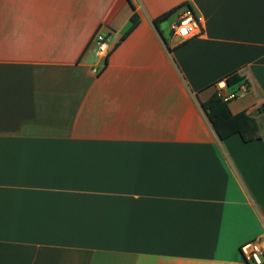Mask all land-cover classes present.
<instances>
[{
    "label": "crops",
    "instance_id": "crops-1",
    "mask_svg": "<svg viewBox=\"0 0 264 264\" xmlns=\"http://www.w3.org/2000/svg\"><path fill=\"white\" fill-rule=\"evenodd\" d=\"M232 73L255 125L220 139L201 103ZM263 106L264 0H0V264H246Z\"/></svg>",
    "mask_w": 264,
    "mask_h": 264
},
{
    "label": "built area",
    "instance_id": "built-area-1",
    "mask_svg": "<svg viewBox=\"0 0 264 264\" xmlns=\"http://www.w3.org/2000/svg\"><path fill=\"white\" fill-rule=\"evenodd\" d=\"M170 32L179 42L190 40L202 32L201 19L195 16L191 10L185 9L177 13L176 20L170 25ZM95 43L94 56L105 65L111 48L109 46L111 37L107 34L97 32L93 37ZM93 74L99 73L98 67L92 68ZM216 91L223 95V101L228 102L236 98L239 94L247 91L245 86L234 91H227L225 81L216 84ZM242 260L246 264H264V246L260 240L247 242L239 248Z\"/></svg>",
    "mask_w": 264,
    "mask_h": 264
},
{
    "label": "trees",
    "instance_id": "trees-1",
    "mask_svg": "<svg viewBox=\"0 0 264 264\" xmlns=\"http://www.w3.org/2000/svg\"><path fill=\"white\" fill-rule=\"evenodd\" d=\"M171 13L164 14L156 19L155 23L166 19ZM130 21L132 27L137 24L138 19L136 14L131 16ZM241 80L242 78L236 73L225 77L226 86L230 89H233ZM201 106L220 139H226L247 128H254L255 123L253 119L246 113L232 115L228 109V102H224L223 95L217 91L209 100L201 103ZM262 110H264V106Z\"/></svg>",
    "mask_w": 264,
    "mask_h": 264
}]
</instances>
